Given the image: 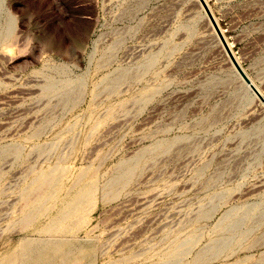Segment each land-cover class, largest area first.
<instances>
[{"label": "rangeland", "instance_id": "374dc122", "mask_svg": "<svg viewBox=\"0 0 264 264\" xmlns=\"http://www.w3.org/2000/svg\"><path fill=\"white\" fill-rule=\"evenodd\" d=\"M208 4L264 95V0ZM74 259L264 264V103L200 0H0V264Z\"/></svg>", "mask_w": 264, "mask_h": 264}, {"label": "water", "instance_id": "95a60500", "mask_svg": "<svg viewBox=\"0 0 264 264\" xmlns=\"http://www.w3.org/2000/svg\"><path fill=\"white\" fill-rule=\"evenodd\" d=\"M202 6L204 7L208 17L210 18L212 24L214 25L219 37L221 38L229 56L231 57V60L233 61V64L235 65L237 71L239 72V74L241 75L242 79L245 81V83L248 85L249 89L255 93L260 99L261 101L264 103V95L263 93L260 91V89L257 87V85L253 82V80L249 77V75L246 73V71L244 70V68L241 66V64L239 63V61L237 60V58L235 57L231 47L229 46L225 35L223 34L208 2L206 0H200Z\"/></svg>", "mask_w": 264, "mask_h": 264}, {"label": "bare ground", "instance_id": "6f19581e", "mask_svg": "<svg viewBox=\"0 0 264 264\" xmlns=\"http://www.w3.org/2000/svg\"><path fill=\"white\" fill-rule=\"evenodd\" d=\"M208 2V0H206ZM226 37V36H225ZM230 44V43H229ZM231 46V45H230ZM252 79V78H251ZM253 80V79H252ZM253 82L255 83V81L253 80ZM246 86L248 87V85L246 84ZM258 87V86H257ZM249 88V87H248ZM48 185V184H47ZM90 189H86L83 188L80 191H78L70 201H68V203L66 204L67 209L64 210L63 212H61L60 214V218L59 219H64L67 218L68 216H70L72 213L75 212V210L79 209V207L81 206L85 195L88 193V195L90 194ZM56 240H54V244ZM29 253V252H28ZM69 264H78V260L74 259L71 260L69 262Z\"/></svg>", "mask_w": 264, "mask_h": 264}]
</instances>
